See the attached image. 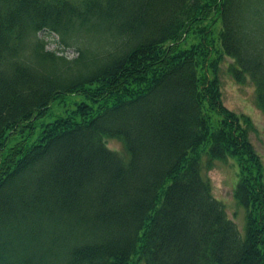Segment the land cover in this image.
Here are the masks:
<instances>
[{
	"label": "trees",
	"instance_id": "trees-1",
	"mask_svg": "<svg viewBox=\"0 0 264 264\" xmlns=\"http://www.w3.org/2000/svg\"><path fill=\"white\" fill-rule=\"evenodd\" d=\"M217 51L264 110V0H0V264H264L263 163L250 117L222 103ZM66 93L84 99L28 144ZM203 152L238 162L243 233Z\"/></svg>",
	"mask_w": 264,
	"mask_h": 264
},
{
	"label": "rangeland",
	"instance_id": "rangeland-1",
	"mask_svg": "<svg viewBox=\"0 0 264 264\" xmlns=\"http://www.w3.org/2000/svg\"><path fill=\"white\" fill-rule=\"evenodd\" d=\"M38 35L46 40L47 48H56L58 45V35L49 30H41ZM77 45L72 44L63 50L68 57L76 55ZM213 67L215 76L219 82L222 103L229 109L248 115L253 127L248 130L249 139L254 149L258 152L263 163V181H264V110L257 102V95L253 81L246 76L242 82L236 81L231 72L230 66L233 65V59L224 53L217 51L213 56ZM212 76L213 73L209 71ZM81 94L66 93L55 99L46 115L40 117L35 122L32 134L28 135V144L36 140L41 123L50 121L54 116L66 114V111L74 107V102L83 100ZM26 136L24 131H17L12 135L6 147L12 145L15 141L22 140ZM105 144L108 148L117 151L121 156L127 158V153L123 143L116 138H105ZM239 165L235 157L227 156L225 159L210 158L205 152L201 155V175L210 183L211 193L217 199L223 202L226 213L237 225L239 231L243 233L245 212L233 196V188L238 178ZM130 264H145L139 255H135Z\"/></svg>",
	"mask_w": 264,
	"mask_h": 264
}]
</instances>
